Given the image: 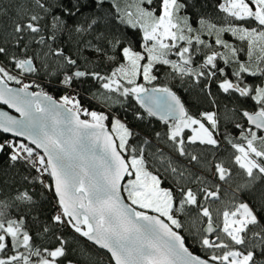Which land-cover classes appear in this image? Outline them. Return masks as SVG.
Returning <instances> with one entry per match:
<instances>
[{
    "label": "snow or ice",
    "instance_id": "snow-or-ice-1",
    "mask_svg": "<svg viewBox=\"0 0 264 264\" xmlns=\"http://www.w3.org/2000/svg\"><path fill=\"white\" fill-rule=\"evenodd\" d=\"M0 23V160L26 169L0 177V264H264V0H0ZM133 99L161 130L112 111Z\"/></svg>",
    "mask_w": 264,
    "mask_h": 264
},
{
    "label": "trees",
    "instance_id": "trees-1",
    "mask_svg": "<svg viewBox=\"0 0 264 264\" xmlns=\"http://www.w3.org/2000/svg\"><path fill=\"white\" fill-rule=\"evenodd\" d=\"M4 2L7 5L10 2L15 3V0H4ZM4 26H5L4 23H0V28ZM41 80L43 83H45V90L50 92V94H53V95L55 94L54 97L59 98V96L63 94L55 90L54 88L47 87L46 81H44L43 78H41ZM9 85L18 87V85H16L14 82H9ZM146 86L150 87V85H146ZM38 90L39 89H37V91ZM213 91H218V89H216L214 86ZM182 95H186V94L182 93ZM208 107L209 106L207 104L204 105V108H208ZM133 110H139L143 112V109L139 108V104L134 99L131 101V107H129L128 104H125L124 107H121L119 104H114L112 108V111L118 112L121 118L129 122L130 126L134 128L136 131H143L145 128L161 130V128L163 127L162 122L154 118H151V117L147 118L144 121L134 120L133 115H132ZM82 118L84 119L86 117L82 116ZM25 174H26L25 167L20 166V165L14 168L9 167L6 158H4L3 160H0V177L8 180L9 182L15 179V181L18 182V186H19L22 183L21 177ZM50 207H51L50 204H46V208H50Z\"/></svg>",
    "mask_w": 264,
    "mask_h": 264
},
{
    "label": "water",
    "instance_id": "water-1",
    "mask_svg": "<svg viewBox=\"0 0 264 264\" xmlns=\"http://www.w3.org/2000/svg\"><path fill=\"white\" fill-rule=\"evenodd\" d=\"M9 86L10 87H15V86H11V85H9ZM0 111L7 112L8 114H10L12 116H16L17 118H19V114L15 111V109L10 108L8 105H5L3 103H0ZM151 118H154V119L158 120V118H156V117H151Z\"/></svg>",
    "mask_w": 264,
    "mask_h": 264
},
{
    "label": "built area",
    "instance_id": "built-area-1",
    "mask_svg": "<svg viewBox=\"0 0 264 264\" xmlns=\"http://www.w3.org/2000/svg\"><path fill=\"white\" fill-rule=\"evenodd\" d=\"M52 95H53V94H52ZM53 96H55V94H54Z\"/></svg>",
    "mask_w": 264,
    "mask_h": 264
}]
</instances>
